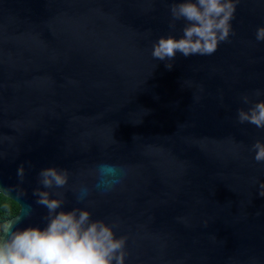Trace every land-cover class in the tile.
Returning a JSON list of instances; mask_svg holds the SVG:
<instances>
[{
	"label": "water",
	"instance_id": "95a60500",
	"mask_svg": "<svg viewBox=\"0 0 264 264\" xmlns=\"http://www.w3.org/2000/svg\"><path fill=\"white\" fill-rule=\"evenodd\" d=\"M0 264H264V0H0Z\"/></svg>",
	"mask_w": 264,
	"mask_h": 264
},
{
	"label": "trees",
	"instance_id": "16d2710c",
	"mask_svg": "<svg viewBox=\"0 0 264 264\" xmlns=\"http://www.w3.org/2000/svg\"><path fill=\"white\" fill-rule=\"evenodd\" d=\"M20 211V205L0 193V221L9 219L17 215Z\"/></svg>",
	"mask_w": 264,
	"mask_h": 264
}]
</instances>
